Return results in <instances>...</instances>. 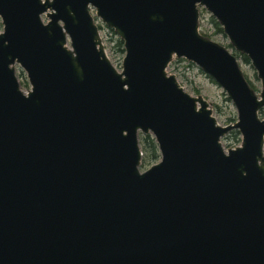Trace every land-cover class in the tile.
I'll return each instance as SVG.
<instances>
[{"label": "water", "instance_id": "obj_1", "mask_svg": "<svg viewBox=\"0 0 264 264\" xmlns=\"http://www.w3.org/2000/svg\"><path fill=\"white\" fill-rule=\"evenodd\" d=\"M91 8L124 41L121 71ZM0 17V264H264V0H0ZM174 58L223 88L235 123ZM140 133L161 154L145 171Z\"/></svg>", "mask_w": 264, "mask_h": 264}, {"label": "rangeland", "instance_id": "obj_2", "mask_svg": "<svg viewBox=\"0 0 264 264\" xmlns=\"http://www.w3.org/2000/svg\"><path fill=\"white\" fill-rule=\"evenodd\" d=\"M200 29L206 31L209 34V38L221 43L228 47L230 40L225 33H214V27L211 25L210 19L211 13L205 8L200 6ZM92 15L95 17V21L98 26H101L100 32L103 39L107 54L111 59L112 63L121 71L123 66V58L125 53L117 51L112 41L113 33L99 17L96 15V9L91 8ZM44 21H47V17L43 15ZM107 27L109 29H107ZM100 28V27H99ZM0 30H3L2 19L0 17ZM208 37V36H207ZM231 45V44H230ZM234 48V47H233ZM233 48H229L232 52ZM241 69L252 84L253 89L258 95L262 90V84L260 78L257 76V71L253 67L251 61L246 62L242 57L238 58ZM16 73L21 84L22 89L27 92L30 88V82L27 77V73L23 68L16 64ZM168 73L175 74L178 81L184 87V89L194 96L202 95L210 104L213 109V115L217 118L221 125H227L235 123L238 120V111L233 101L227 96L223 88L218 85L209 75L202 71V69L195 63L185 58H174L169 67L167 68ZM260 117L264 118V108L260 111ZM143 133H140L139 139L141 140ZM148 135V134H146ZM151 136H153L150 133ZM222 144L225 149L233 148L241 144V134H236L233 131L222 137ZM141 145V144H140ZM160 152V151H159ZM160 154V153H159ZM161 159V154L158 159L143 160L140 166L142 171L148 169L151 165L157 163Z\"/></svg>", "mask_w": 264, "mask_h": 264}, {"label": "trees", "instance_id": "obj_3", "mask_svg": "<svg viewBox=\"0 0 264 264\" xmlns=\"http://www.w3.org/2000/svg\"><path fill=\"white\" fill-rule=\"evenodd\" d=\"M211 25L214 27V33H224L223 27L221 24L214 18L213 16L210 19ZM101 29V26H99ZM113 33V38L112 41L114 42V46L116 47L117 51L121 53H125V48H124V41L119 38L115 32L114 29L111 28L110 30ZM201 33L205 36L209 37L208 32L206 31H201ZM233 48L232 45H228V48ZM234 49V48H233ZM233 53L238 57H242L246 62H250V59L248 58L247 55L237 52L235 49ZM250 83V82H249ZM251 84V83H250ZM252 86V84H251ZM253 87V86H252ZM236 134H239L240 132L238 130H234ZM141 148L143 151V160H153V159H158L160 157V152L158 148V144L153 136L150 134L148 135H142L141 140H140Z\"/></svg>", "mask_w": 264, "mask_h": 264}, {"label": "built area", "instance_id": "obj_4", "mask_svg": "<svg viewBox=\"0 0 264 264\" xmlns=\"http://www.w3.org/2000/svg\"><path fill=\"white\" fill-rule=\"evenodd\" d=\"M107 29H109V28L107 27ZM101 32H102V30H101Z\"/></svg>", "mask_w": 264, "mask_h": 264}]
</instances>
